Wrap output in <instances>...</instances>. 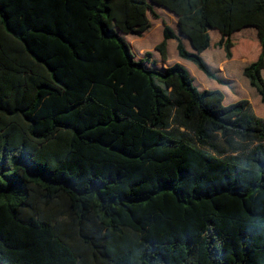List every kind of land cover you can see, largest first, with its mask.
Segmentation results:
<instances>
[{"label": "trees", "instance_id": "trees-1", "mask_svg": "<svg viewBox=\"0 0 264 264\" xmlns=\"http://www.w3.org/2000/svg\"><path fill=\"white\" fill-rule=\"evenodd\" d=\"M150 1L163 58L175 38L213 79L210 30L231 58L255 27L264 100V0H0V264H264V119L134 57Z\"/></svg>", "mask_w": 264, "mask_h": 264}, {"label": "rangeland", "instance_id": "rangeland-1", "mask_svg": "<svg viewBox=\"0 0 264 264\" xmlns=\"http://www.w3.org/2000/svg\"><path fill=\"white\" fill-rule=\"evenodd\" d=\"M150 2L153 5L154 9L157 12H161L162 17L167 19V21L164 20L163 22L170 23L171 26L175 27L177 31H179L177 17H175L173 13H169L168 11L164 10L162 7L153 3L152 1ZM148 15L150 20H152L154 24L150 31V36L148 35V38L146 40L152 39L153 41H157L159 40V38L163 39V27H159V25L157 26V22L161 20L153 18L150 12L148 13ZM210 35L212 39V45L204 52L202 57L210 68V70L216 73V75L218 76L217 79H212L208 77L194 62L180 57L177 52L176 42L174 43V41L172 42V46L168 47V61L170 63H176L177 61L175 59H182V62L177 63L182 64L187 69L188 73L193 79V85L198 90L202 88L201 85H207L206 87L209 89H216L218 87L223 88L227 95L225 97L224 102L225 104H229L231 103L230 100H236V97L235 95H233V92H239V90H241V92H245L248 94V90H246L247 87L253 88L250 85L248 78L243 74L242 67L244 65V62L248 64L250 61L256 59L258 54L260 53V44L257 30L254 28L243 29L242 31L235 33L232 36L234 46L232 47L233 54L231 58H228L226 56L224 47L218 43L221 37V32L218 29H212L210 30ZM127 38L130 39V36H127ZM127 41L130 45L131 53L134 55L135 58L138 59L134 48L130 44L129 40ZM185 43L187 47L192 50L190 40L186 39ZM208 55L212 56L213 59L211 58L210 60ZM221 56H225V60H222L220 62L219 59ZM245 84L247 85L246 87ZM252 99L254 101V97ZM257 109L258 112L264 116L263 100H260ZM171 126L174 127L177 126V124L173 122ZM255 145L256 143H251L247 146L239 148L238 150L227 151L225 154H244L251 150Z\"/></svg>", "mask_w": 264, "mask_h": 264}, {"label": "crops", "instance_id": "crops-1", "mask_svg": "<svg viewBox=\"0 0 264 264\" xmlns=\"http://www.w3.org/2000/svg\"><path fill=\"white\" fill-rule=\"evenodd\" d=\"M160 7H162V6H160ZM164 10H166V11H168L167 9H165L164 7H162ZM169 13H171L170 11H168ZM158 14H159V18H157V20H161L162 21V23H161V21H159V22H157V26L159 25V27H163V29H164V23H163V21L165 20V21H167V19L166 18H163L162 17V13L161 12H158ZM176 17V16H175ZM151 23H152V26L147 30V31H145V32H143L142 34H140V35H136V34H126V35H124V37H125V39H127V40H129V42H130V44L132 45V47L134 48V50H135V53H136V56L138 57V59L139 58H142V57H144L145 56V54H146V52H152V57H153V59H155L157 62H159V63H162V64H165V65H172V64H174V63H170L169 61H168V54L166 53V58H163V56H162V54H161V52L159 51V50H157L156 49V46L164 39V34H163V39H161V38H159V40H157V41H153L152 39H149V40H146L147 38H148V35L150 36V31H151V29H152V27H153V21L151 20ZM168 23V22H167ZM169 25H170V23H168ZM171 26V25H170ZM172 28H173V30L177 33V34H179V31H177V29L175 28V27H173V26H171ZM248 28H254V29H256L255 27H253V26H247V27H243L242 29H239V30H237V31H235V32H233V34L231 35V37L235 34V33H238V32H240V31H242L243 29H248ZM179 29V28H178ZM257 30V29H256ZM127 36H130V39H128L127 38ZM221 38V37H220ZM182 39H183V41H184V43H185V40L186 39H188L187 37H183L182 36ZM220 40V39H219ZM174 41V43L176 42V46H177V40L175 39V38H171V39H168L167 40V45H166V50L168 51V47L169 46H172V42ZM211 45H212V39H211V44H210V46L209 47H211ZM185 46H186V48L189 50V51H193L194 49H193V47H192V50L191 49H189L188 47H187V45H186V43H185ZM192 46V45H191ZM208 47V48H209ZM207 48V49H208ZM206 49V50H207ZM205 50V51H206ZM205 51H203L202 52V54L201 55H203L204 54V52ZM209 56V58H210V60H211V58H212V56H210V55H208ZM213 59V58H212ZM177 62H182V59H175ZM220 62L222 61V60H225V56L223 57V56H221L220 57ZM225 62V61H224ZM220 64V63H219ZM247 65V63L246 62H244V65H243V69H244V67ZM262 73H263V76H264V69H263V71H262ZM216 74V73H215ZM213 79V78H212ZM202 86V88L201 89H199L200 91H202V90H204V89H209V88H207L206 86L207 85H201ZM247 85L245 84V87H246ZM244 87V88H245ZM216 89H220L221 91H223V93H224V96L226 97L227 95H226V92H225V90L223 89V88H216ZM255 88L253 87V88H249V87H247V89L246 90H248V94L247 93H245V92H241V90H239V92H233V95H235V97H236V100H230V102L232 103V102H236V101H238V100H240V99H248L249 101H250V103H251V107H252V111L255 113V115H257L258 117H260V118H263L264 119V116L262 115V114H260L259 112H258V109H257V107H258V105H259V102H260V100H263L262 98H261V96H260V94L257 92V90L255 91L254 90ZM258 93V94H257ZM259 95V96H258ZM238 97V98H237ZM254 97V101H253V98ZM231 99H235V98H231ZM224 101H225V99H224ZM264 101V100H263Z\"/></svg>", "mask_w": 264, "mask_h": 264}]
</instances>
